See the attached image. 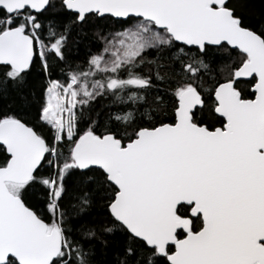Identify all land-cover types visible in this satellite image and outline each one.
Returning a JSON list of instances; mask_svg holds the SVG:
<instances>
[{
	"label": "snow or ice",
	"instance_id": "6c2138e0",
	"mask_svg": "<svg viewBox=\"0 0 264 264\" xmlns=\"http://www.w3.org/2000/svg\"><path fill=\"white\" fill-rule=\"evenodd\" d=\"M0 264H264V0H0Z\"/></svg>",
	"mask_w": 264,
	"mask_h": 264
}]
</instances>
